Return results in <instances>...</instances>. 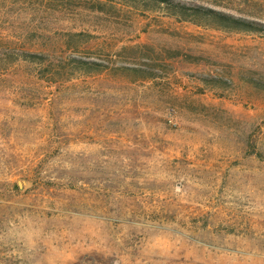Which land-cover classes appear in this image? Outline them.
<instances>
[{
	"label": "rangeland",
	"instance_id": "1",
	"mask_svg": "<svg viewBox=\"0 0 264 264\" xmlns=\"http://www.w3.org/2000/svg\"><path fill=\"white\" fill-rule=\"evenodd\" d=\"M180 1L264 24V0ZM0 264H264V34L0 0Z\"/></svg>",
	"mask_w": 264,
	"mask_h": 264
},
{
	"label": "trees",
	"instance_id": "2",
	"mask_svg": "<svg viewBox=\"0 0 264 264\" xmlns=\"http://www.w3.org/2000/svg\"><path fill=\"white\" fill-rule=\"evenodd\" d=\"M134 1L149 2L157 7L162 6L166 11H168V16L172 17L177 22H187L195 26H201L224 33L247 32L264 34V24L237 18L230 14H226L203 5L183 3L180 0ZM21 59L26 63L34 65H45L48 56L25 51L21 53ZM70 61L73 63L77 71H82L85 74H88L90 72L100 73L105 71V66L102 63L94 62L91 60L79 59L76 57H71ZM46 64L52 66V61ZM117 69L123 70L128 75H140L141 78L145 77L141 74L143 72L141 68L120 65ZM55 71L57 72V70ZM202 79L204 81H216L215 78L203 77Z\"/></svg>",
	"mask_w": 264,
	"mask_h": 264
}]
</instances>
